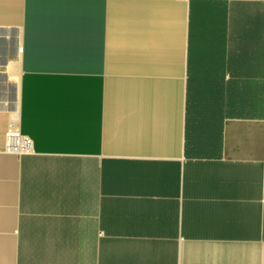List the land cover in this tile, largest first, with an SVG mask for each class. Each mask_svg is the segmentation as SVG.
<instances>
[{"label": "crops", "instance_id": "obj_1", "mask_svg": "<svg viewBox=\"0 0 264 264\" xmlns=\"http://www.w3.org/2000/svg\"><path fill=\"white\" fill-rule=\"evenodd\" d=\"M0 264H264V0H0Z\"/></svg>", "mask_w": 264, "mask_h": 264}, {"label": "built area", "instance_id": "obj_2", "mask_svg": "<svg viewBox=\"0 0 264 264\" xmlns=\"http://www.w3.org/2000/svg\"><path fill=\"white\" fill-rule=\"evenodd\" d=\"M8 149L14 153L25 154L31 152L32 142L26 136H22L20 132L13 131L12 129L8 133ZM21 140L22 146L19 147L18 142Z\"/></svg>", "mask_w": 264, "mask_h": 264}, {"label": "bare ground", "instance_id": "obj_3", "mask_svg": "<svg viewBox=\"0 0 264 264\" xmlns=\"http://www.w3.org/2000/svg\"><path fill=\"white\" fill-rule=\"evenodd\" d=\"M12 130H13V131H17V132H19V131H18V127H17V125H16L15 123L13 124ZM22 136H23V135H22ZM22 143H23V142H22L21 140H19V142H18L19 147L22 146Z\"/></svg>", "mask_w": 264, "mask_h": 264}]
</instances>
